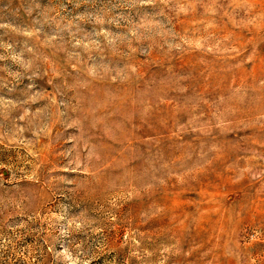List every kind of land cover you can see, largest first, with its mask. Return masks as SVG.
<instances>
[{"label": "clouds", "instance_id": "obj_1", "mask_svg": "<svg viewBox=\"0 0 264 264\" xmlns=\"http://www.w3.org/2000/svg\"><path fill=\"white\" fill-rule=\"evenodd\" d=\"M10 15L18 22H0V144L16 150L18 163H0L15 181L0 194V226L8 229L0 232V260L19 254L16 242L25 235L46 232L50 264H93L109 245L122 200L135 198L141 222L161 216L158 192L173 181L189 184L229 150L233 182L250 176L264 185V79L233 83L229 75L222 88L202 93L199 77L173 63L192 56L205 69H242L251 56L237 33L264 40L256 0H21ZM181 21L193 26L177 30ZM161 121L170 144L167 133L127 144ZM45 143L61 144L59 172L81 175H39ZM54 182L84 193L78 214L56 204L40 216L39 187ZM13 217L20 219L8 224ZM41 219L47 229L36 227ZM171 239L133 244L130 257L167 264L179 251ZM230 251L246 264L242 250Z\"/></svg>", "mask_w": 264, "mask_h": 264}, {"label": "rangeland", "instance_id": "obj_2", "mask_svg": "<svg viewBox=\"0 0 264 264\" xmlns=\"http://www.w3.org/2000/svg\"><path fill=\"white\" fill-rule=\"evenodd\" d=\"M256 3L264 8V0H256ZM6 4L9 5V11L0 10V22H18L10 12L20 7L21 0H0V9ZM82 10L83 6L77 11ZM20 15L21 18L24 17L22 10ZM192 26V21H181L177 24V30ZM261 33H264V26L259 29L257 35ZM237 39L238 44L245 49V55H250L251 58L242 69L231 74L217 65L205 69L203 65L197 64L192 56L179 58L173 63L177 70L192 71L199 77V88L202 93L222 88L229 75L233 83H252L264 79V40L254 39L246 32H238ZM154 59L157 62L161 60L160 57ZM156 67H159V63L151 65L149 71ZM48 87L50 90L51 86ZM164 107L172 108L170 104ZM167 114L166 111L165 115ZM142 132L140 135L133 133L127 144L144 145L158 133L161 137L167 133L165 143L170 144L172 141V135L164 128L162 121L157 125H146ZM250 144L259 148V141L255 138ZM60 149L61 144H44L41 150L39 175L50 177L53 181L60 175H81L58 171L63 162V158L58 156ZM234 155L235 150H229L217 158L214 166L198 173L196 179L189 184L181 186L173 181L158 192L156 196L163 207V213L161 216L153 215L147 222H141L142 216L137 215L138 208L134 204V197L129 195L126 201L122 200L121 215L112 221L109 245L97 254L93 264H125V261L128 264H138L135 257H130L133 244L158 245L169 238H172L171 242L176 244L179 251L169 255L167 264H237L236 256L231 254L232 249L243 251L246 264H264V185L259 180L253 181L250 176H246L239 183H234L233 170L228 167ZM0 163L17 164L16 150L0 144ZM240 163L245 162L242 160ZM19 182L32 183L31 180ZM11 183H15L12 181V172L7 168L0 169V194H3L4 189L10 187ZM69 187L74 191L65 192V185L58 182H54L52 187H39L41 217L47 216L49 208L56 210V204L72 205V211L78 214L80 206L76 201L82 198L84 193L75 183ZM18 219L20 218L13 217L7 223L12 224ZM2 222L3 217H0V225ZM41 225L44 229L48 227L42 219L37 220L36 227L39 228ZM0 232L7 233L8 229L0 226ZM45 235L46 232L39 236L25 235L16 242L19 254L5 252L0 264H50L51 257L47 253V245L43 243ZM149 250H152L151 247Z\"/></svg>", "mask_w": 264, "mask_h": 264}]
</instances>
